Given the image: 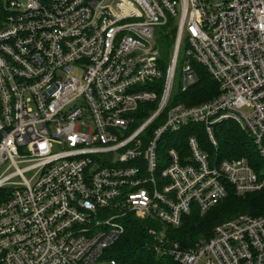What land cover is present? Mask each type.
<instances>
[{
  "label": "built area",
  "instance_id": "1",
  "mask_svg": "<svg viewBox=\"0 0 264 264\" xmlns=\"http://www.w3.org/2000/svg\"><path fill=\"white\" fill-rule=\"evenodd\" d=\"M6 6L0 264H117L107 252L128 215L180 228L229 190L264 189L246 158L218 160L201 142L204 130L217 148L216 125L233 122L264 156V0ZM169 23L176 32L163 70L157 38ZM196 66L217 83V96L177 101L199 82ZM182 141L187 151L171 146ZM148 232L155 253L178 264H264V215L224 222L189 249L165 231Z\"/></svg>",
  "mask_w": 264,
  "mask_h": 264
},
{
  "label": "trees",
  "instance_id": "2",
  "mask_svg": "<svg viewBox=\"0 0 264 264\" xmlns=\"http://www.w3.org/2000/svg\"><path fill=\"white\" fill-rule=\"evenodd\" d=\"M8 15L6 2L0 0V24ZM175 26L169 23L158 31L157 44L161 54L160 65L166 70L170 63L172 48L175 39ZM199 82L181 95L183 102L195 105L211 100L218 94L217 83L208 75L204 68L196 66ZM195 132V130L193 131ZM214 133L217 139V148H214L206 139H202V147L211 156L218 160L246 158L250 166L259 177H264V156H260L252 143L251 137L233 122H223L216 125ZM187 135L183 136L186 139ZM171 146L187 151L186 141L180 144L171 143ZM240 215L258 217L264 215V189L242 197L235 196L229 190L226 198L215 208L202 215L193 211L184 218L180 228L164 227L166 237L177 242L183 249L194 247L198 242L213 236L214 229ZM125 234L107 252V258L115 259L117 264H178L170 257H161L155 253L153 238L149 229L162 225L146 220L137 219L128 215L124 219Z\"/></svg>",
  "mask_w": 264,
  "mask_h": 264
},
{
  "label": "rangeland",
  "instance_id": "3",
  "mask_svg": "<svg viewBox=\"0 0 264 264\" xmlns=\"http://www.w3.org/2000/svg\"><path fill=\"white\" fill-rule=\"evenodd\" d=\"M5 2L7 1V0H4ZM182 60V59H181ZM182 63V61H180L179 62V66H181L180 64ZM180 68V67H179ZM179 75H180V73L178 72V75H177V78H176V80H175V90H177V88H178V86L180 85V78H179ZM183 98L182 97H179L178 98V100L177 101H179V102H183V100H182ZM184 103V102H183ZM201 132H202V135H201V137H202V139H206V137L204 136V130H201ZM206 141H207V139H206ZM208 142V141H207ZM153 229H156V230H160V231H166V229L163 227V228H161V227H153Z\"/></svg>",
  "mask_w": 264,
  "mask_h": 264
}]
</instances>
